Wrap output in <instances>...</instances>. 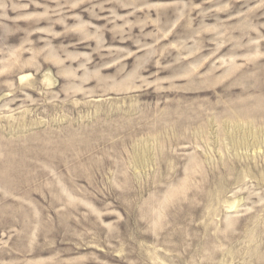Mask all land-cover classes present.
Wrapping results in <instances>:
<instances>
[{"label":"rangeland","instance_id":"rangeland-1","mask_svg":"<svg viewBox=\"0 0 264 264\" xmlns=\"http://www.w3.org/2000/svg\"><path fill=\"white\" fill-rule=\"evenodd\" d=\"M0 264H264V0H0Z\"/></svg>","mask_w":264,"mask_h":264},{"label":"bare ground","instance_id":"bare-ground-1","mask_svg":"<svg viewBox=\"0 0 264 264\" xmlns=\"http://www.w3.org/2000/svg\"><path fill=\"white\" fill-rule=\"evenodd\" d=\"M17 81L24 87H31L33 85V82L29 80V76L27 75H21Z\"/></svg>","mask_w":264,"mask_h":264}]
</instances>
